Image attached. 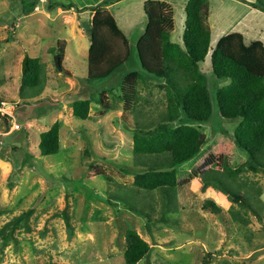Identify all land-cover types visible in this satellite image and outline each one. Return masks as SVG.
<instances>
[{
  "label": "rangeland",
  "instance_id": "obj_1",
  "mask_svg": "<svg viewBox=\"0 0 264 264\" xmlns=\"http://www.w3.org/2000/svg\"><path fill=\"white\" fill-rule=\"evenodd\" d=\"M261 3L264 5V1ZM21 7H27V3ZM5 14L0 17L5 16L3 19L9 27L13 24L14 27H10L13 32L7 29L0 34L6 36L0 40V102L14 105L13 115L20 128H14L7 115L0 118V129L10 132L0 133V226L26 208L33 206L34 212L30 220L33 229L16 233L18 242H11L3 249L0 264H126L123 251L127 228L137 229L152 246L138 264H264L262 172H248L244 177L262 189L259 200L253 204L263 219L259 221L250 210L234 205L250 218L247 226L231 218L227 198L212 186L208 197L220 204L221 216L202 207L203 198L189 183L177 188L176 201L168 207L162 221L150 223L147 217L132 212L124 203H115L113 207L104 200L108 193L123 195L116 184H131L138 170L131 162L132 118L127 116L130 127L119 118L120 125L115 123V129H110V123L92 125L75 117L69 107H61L63 102L68 100L66 104L70 106L73 99L87 97L89 93L92 109L103 108V91L106 102L119 105L117 79L129 66L137 65V50L130 52L124 69H118L119 66L112 77L89 81L85 77V47L89 39L86 34L79 37L76 24L64 28L57 24L59 19L44 17L42 22L46 26L37 29L27 21L38 15L26 16L22 11ZM82 25H87L84 19ZM62 40L66 41L62 67L71 71L72 78L84 88L80 94L75 91L59 94L63 87L55 79V64L56 54L60 52L58 41ZM26 55L38 56L48 64L40 89L21 85ZM200 64L211 96V115L205 121L183 117L174 125L187 123L204 133L206 142L199 152H206L214 138L221 136L229 157L245 156V151L235 142V130L241 118L223 117L216 101L217 89L230 79L213 73L208 56ZM151 82L142 88L146 96L143 108L161 97V90ZM107 115L103 122L116 120L109 111ZM55 120L61 122L60 149L42 156L37 147L39 132L48 129ZM201 159L177 164V178L187 177ZM97 169L104 174L87 176Z\"/></svg>",
  "mask_w": 264,
  "mask_h": 264
},
{
  "label": "trees",
  "instance_id": "obj_2",
  "mask_svg": "<svg viewBox=\"0 0 264 264\" xmlns=\"http://www.w3.org/2000/svg\"><path fill=\"white\" fill-rule=\"evenodd\" d=\"M111 1L103 0L92 6L86 72L89 81L110 76L130 56L127 38L112 14L101 8ZM262 1L257 0L253 5L263 8ZM208 9L209 0L187 1L182 43H177L171 40L172 6L161 0H147L144 3L147 24L136 45L140 68L124 75L120 85L124 120L131 125L130 117L127 118L131 116L133 121L132 163L138 170L131 184H116L123 195L108 193L104 200L113 207L122 202L132 212L147 217L150 223L164 219L166 210L176 201L177 188L186 183L203 198L202 207L216 215L221 216L223 210L208 197L210 186L224 193L233 220L244 226L250 223L241 209L250 210L259 221L263 219L253 204L259 200L262 189L244 176L248 172L264 173V43L261 40L246 43L241 33L230 32L211 47ZM64 45V40L58 41L60 52L56 54V61L60 68L55 64L56 71H65L62 67ZM209 51L213 73L230 79L217 89L216 101L223 117L241 118L235 130V142L245 151V156L229 157L221 136L214 138L206 152H199L206 142L204 133L187 123L174 125L183 117L205 121L211 115L207 79L199 67ZM46 68V62L38 56H29L27 67L22 71V87L40 89ZM144 75L156 78L154 84L161 90L160 99L147 108H143L146 96L142 88L149 83ZM71 106L75 117L87 119L89 98H75ZM4 116L0 112V118ZM60 128L61 122L55 120L48 129L39 132L40 155L59 151ZM198 157H202L198 166H193L187 177L178 179L175 166ZM99 174H104L103 170L88 172L87 176ZM261 206L264 207V199ZM33 212V206L26 208L0 226V253L11 242H18L17 232L33 229L30 222ZM67 224L70 226L69 221ZM124 238L126 264L138 263L152 248L137 229L127 228Z\"/></svg>",
  "mask_w": 264,
  "mask_h": 264
},
{
  "label": "crops",
  "instance_id": "obj_3",
  "mask_svg": "<svg viewBox=\"0 0 264 264\" xmlns=\"http://www.w3.org/2000/svg\"><path fill=\"white\" fill-rule=\"evenodd\" d=\"M103 0H0V14L11 13L12 11H22L27 13L26 16L38 15L27 23L36 27L37 29H42L46 24L43 25L42 20L44 17L51 18L52 20H58L60 26L66 27L67 24L72 23L78 26L79 37L83 34H86L88 37V28L91 24L92 17L94 15V10L92 6L100 4ZM147 0H113L107 4L101 6L102 9H106L114 17L118 27L123 32L127 38L129 44V50H137L136 45L140 36L145 31L147 24V17L144 10V3ZM170 4L173 8V30L171 33V40L177 43H182V32L184 28L185 21V5L188 0H161ZM257 0H209V9L207 15V23L211 30V47H214L216 42L223 35L230 32H239L243 35L246 43H250L254 40H261L264 43V8L253 5ZM27 7H21V5L26 4ZM71 4V6L66 7V5ZM6 16V14H5ZM4 16V17H5ZM0 17V34L4 30H10L13 32L14 24L9 27L7 21ZM87 22V27L82 25V20ZM178 25V27H177ZM177 31V33H176ZM176 33V39H173V35ZM6 36L0 37V40L5 39ZM89 39V37H88ZM65 41V40H64ZM66 44V41H65ZM90 45V40L89 43ZM87 53H88V48ZM65 51V47H64ZM87 53H86V72H87ZM209 57L210 63V51L207 54ZM138 57V56H137ZM64 58V57H63ZM45 62V60H43ZM128 61V60H127ZM127 61L120 66L118 69H124ZM48 66V64H47ZM199 67L202 71L201 64ZM211 67V63H210ZM64 68V67H63ZM140 64L139 60L137 65L129 66L126 69L121 77L117 79V83L121 85L124 75L130 71L137 70L139 71ZM65 71H57L55 79L57 82L62 85L63 90L59 91V94L66 92L70 93L75 91L77 94L84 92V88L80 86L78 80L73 79V73L68 69ZM117 70V69H116ZM203 72V71H202ZM115 71L108 77V79L114 75ZM145 76V75H144ZM86 77V76H85ZM149 85L156 78L151 76H145ZM87 79V78H86ZM112 91V87L110 91ZM87 97L90 99V111L87 119L92 125H100L101 123H110L112 127L110 129H115L114 124L117 123L120 125V119H122L123 124L130 127L127 122H125L123 114V104L120 100L119 105L111 104L106 102V95L103 91L102 103L104 104L103 108L92 109L93 99H91L90 94L86 93ZM108 97L112 98L110 95ZM68 101V100H67ZM66 101V102H67ZM66 102L62 103L61 108L69 107L70 112L72 113V106H67ZM109 104V105H108ZM109 111L110 114H113L116 120H109L108 122H103L105 119H108L105 116ZM112 112V113H111ZM103 114V115H102ZM120 114V115H119ZM119 115V116H117ZM118 118V119H117ZM29 122V120L27 121ZM1 134H9L10 132L3 131L0 129ZM132 162V159H131ZM157 222V221H156ZM164 232L166 229L163 230ZM149 242V241H148ZM150 243V242H149ZM163 243V242H162ZM151 244V243H150ZM141 261V260H140ZM139 263V262H138ZM136 263V264H138Z\"/></svg>",
  "mask_w": 264,
  "mask_h": 264
},
{
  "label": "built area",
  "instance_id": "obj_4",
  "mask_svg": "<svg viewBox=\"0 0 264 264\" xmlns=\"http://www.w3.org/2000/svg\"><path fill=\"white\" fill-rule=\"evenodd\" d=\"M13 107L12 104L7 103L5 101L0 102V112L4 115H7L11 123L14 124V128H20V125L16 122L15 116L13 115Z\"/></svg>",
  "mask_w": 264,
  "mask_h": 264
},
{
  "label": "water",
  "instance_id": "obj_5",
  "mask_svg": "<svg viewBox=\"0 0 264 264\" xmlns=\"http://www.w3.org/2000/svg\"><path fill=\"white\" fill-rule=\"evenodd\" d=\"M27 60H28V55H26L23 59V62H22V71H24L27 67ZM56 65L59 67L58 65V61H56ZM60 68V67H59Z\"/></svg>",
  "mask_w": 264,
  "mask_h": 264
}]
</instances>
